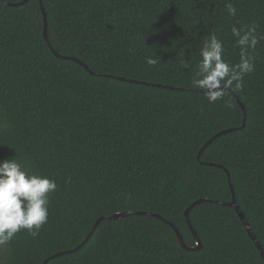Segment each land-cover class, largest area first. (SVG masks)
<instances>
[{"label":"trees","instance_id":"16d2710c","mask_svg":"<svg viewBox=\"0 0 264 264\" xmlns=\"http://www.w3.org/2000/svg\"><path fill=\"white\" fill-rule=\"evenodd\" d=\"M3 1L23 0H0V160L57 189L39 234L17 233L0 264H42L118 212L133 214L100 221L46 264H264L220 203L232 188L264 251V0H41L51 48L93 75L50 50L39 0ZM243 25L261 37L253 71L230 90L244 112L229 91L209 103L191 83L209 34L239 62L231 28ZM198 199L211 200L189 212L199 245L184 216Z\"/></svg>","mask_w":264,"mask_h":264},{"label":"clouds","instance_id":"9594fccd","mask_svg":"<svg viewBox=\"0 0 264 264\" xmlns=\"http://www.w3.org/2000/svg\"><path fill=\"white\" fill-rule=\"evenodd\" d=\"M229 15L235 7L227 5ZM231 34L239 49V62L228 63L224 58L223 42L209 34L200 49V60L192 78L194 88L203 90L209 103L221 100L228 90L240 89L244 76L254 68L252 52L261 37L256 26H233ZM148 65H155V58H146ZM187 67V61H182ZM230 106V105H225ZM57 189L55 180L25 170L15 158L0 160V247L10 244L14 236L24 230L32 237L48 221L49 195Z\"/></svg>","mask_w":264,"mask_h":264},{"label":"water","instance_id":"95a60500","mask_svg":"<svg viewBox=\"0 0 264 264\" xmlns=\"http://www.w3.org/2000/svg\"><path fill=\"white\" fill-rule=\"evenodd\" d=\"M26 1H27V0H23V1H21V2H17V3H9V2H5V1H3V2H4V4L7 5V6H18V5H22V4H24ZM39 5H40V9H41L42 14H43V23H44V26H43V37H44L45 41L47 42V44H48L50 50L53 52V54H54L56 57H58V58H61V59H71V60L77 62L78 64L82 65V66H83V67H84V68H85V69H86L91 75H93L94 73H93V72H90V71L88 70L87 66L84 65L82 62L78 61L77 59H75V58H73V57L62 56V55L56 53V52L51 48V46H50L49 43H48L47 30H46V18H45V13H44V9H43V6H42V2H41V0H39ZM111 78H113V79H117V80H120V81H129V82H135V83H138L137 81L126 80L125 78H122V77H114V76H111ZM143 83H144V82H143ZM144 84H146V83H144ZM147 84H148V83H147ZM163 87H164V88H169V89H174L173 87H168V86H163ZM177 90H183V89H177ZM188 91H191V92H197L198 90L194 89V90H188ZM199 91L202 92L203 90H199ZM228 91H229V92L232 94V96L237 100L239 106L241 107L242 111L244 112V107H243V105L241 104V102L238 100L237 96H236L232 91H230V89H229ZM244 122H245V117H244V119H243V122H242L241 126H240L239 128H237V129L242 128V127L244 126ZM234 129H235V128H232V129H225V130H222V131L216 133L212 138H210L209 140H207V141L203 144V146H202V147L199 149V151L197 152V156H196V158H197V159L199 158V156H200L201 152L203 151V149H204L205 147H207L208 145H210L211 142H212L216 137H219L220 135H224V134H226V133H229V132H231V131L234 130ZM207 165H210V166H213V167L222 168L220 165H218V164H214V163H207ZM226 173H227V172H226ZM227 175H228V173H227ZM230 187H231V185H230ZM231 192H232V199H231L229 202H226V203H224V202H220V203H221V204H224V205H227V206H229L230 208H232V209L234 210L236 216L238 217V219L240 220V222H241L242 225L244 226L247 235L249 236V238L251 239V241H252L253 244L255 245V247H256V249H257V251H258L260 257L262 258V260H263V262H264V251H263V249H262V247H261L259 241L257 240L256 236L254 235L252 229L250 228V226H249V224H248V222H247V220H246V218H245L243 212L240 210V208L238 207V205L235 203V199H234V195H233L232 188H231ZM202 202H211V200H207V199H198V200L192 202V203L188 206V208H186V210L184 211V216H185V219H186L187 225H188V227H189V229H190V231H191V233H192V236H193L194 240H196V242H197L196 244H198V245H199L198 237H197L196 232H195V230L193 229V227H192V225H191V223H190V221H189V212H190V210H191L195 205H197V204H199V203H202ZM131 214H133V212H118V213H114L113 215L108 216V217H100V218H98V219L94 222V224H93V226L91 227L90 231L88 232V234L86 235V237L84 238V240L81 242L80 245H78L77 247L73 248L72 250H68V251H63V252L55 253V254L51 255L50 257H48L47 259H45V260L43 261L42 264H46L49 260H51V259H53V258H56V257H58V256L65 255V254H67V253H71V252L76 251L78 248H80V246H81L82 244H84V243L88 240V238L91 236L92 232H93L94 229L97 227V225L99 224L100 221H102V220H104V219H107V220H117V219H120V218H123V217H127V216H129V215H131ZM137 214H139V215H146L147 213H144V212H137ZM148 215H150V216H154V217H157V218H159V219H161V220H164V219H162L160 216H158V215H156V214H148ZM164 221H165V220H164ZM165 222H166V223L172 228L173 232L175 233L176 239H177L179 245L181 246V248H183V249H185V250H192V249H193L192 247H188V246L184 243V241H183V239H182V236H181V234L179 233L178 229H177V228H176L171 222H168V221H165ZM196 249H197V248H196Z\"/></svg>","mask_w":264,"mask_h":264}]
</instances>
